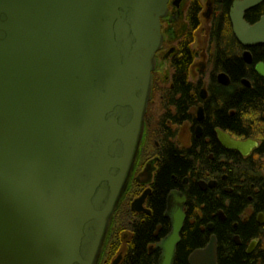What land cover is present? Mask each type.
I'll list each match as a JSON object with an SVG mask.
<instances>
[{
	"label": "water",
	"instance_id": "obj_1",
	"mask_svg": "<svg viewBox=\"0 0 264 264\" xmlns=\"http://www.w3.org/2000/svg\"><path fill=\"white\" fill-rule=\"evenodd\" d=\"M263 1L231 11L244 48L264 45V17L244 20ZM168 3L0 0V264H97L142 136ZM166 217L159 264L174 263L185 221L170 198ZM188 264H217L215 237Z\"/></svg>",
	"mask_w": 264,
	"mask_h": 264
},
{
	"label": "flooded vegetation",
	"instance_id": "obj_2",
	"mask_svg": "<svg viewBox=\"0 0 264 264\" xmlns=\"http://www.w3.org/2000/svg\"><path fill=\"white\" fill-rule=\"evenodd\" d=\"M237 1L242 0H169L167 14L160 22L162 43L155 54L142 136L126 189L113 213L116 215L119 210L122 211L119 228L112 216L97 264H131L134 231L153 214L151 199L156 177L164 161L165 145L173 146L180 158L193 161L195 165L179 186L168 190L165 195L161 217L163 223L155 225L152 242L145 245L148 264H159V245L171 232V219L166 217L168 199L172 200L175 209L183 208L184 229L194 203H199L192 193L194 185L199 192H208L217 200H221L223 195H244L245 206L235 218L236 222H232L231 229L237 231L239 226L244 228L254 224L257 231L252 236L248 235L247 240L241 234L233 235L231 240L248 257H256L261 246L264 250V98L259 104H251L247 108L239 107L236 102L246 91L255 93L264 85V76L260 73V66H263L264 74V57L260 56L264 45L247 49L235 38L230 14ZM259 6H263L264 12V1ZM249 12L244 17L249 25L256 24L264 17L263 13L248 18ZM177 19L179 22L183 20L184 24H179L178 34L171 46L166 48L165 27L170 22L177 23ZM198 35L204 37L200 42L197 41ZM186 52L188 58L184 63L182 85L177 76L180 61ZM245 52L250 53L249 62L243 56ZM161 60H166V64ZM228 64L240 65L238 68L242 75L238 77L234 73L236 67L226 68ZM182 95L185 106L183 111H179L177 103ZM223 117L231 122L239 121L240 128L238 125L236 129L230 128ZM220 135L241 143L244 146L242 151L224 147ZM149 138L154 153L144 160ZM148 169L151 171L150 177L143 175ZM243 171L247 176L260 174L263 183L251 179L247 183L243 179L239 181L238 176ZM245 188H248L247 191H244ZM130 189H136L138 193L127 201ZM142 198L140 209L134 206L139 211L133 210L134 203ZM181 198H184V203ZM228 205L226 202L224 207ZM194 213L202 217V210ZM211 219L225 223L227 216L223 209H219ZM205 230L209 234L206 246L212 237L216 239L218 264L219 241L213 233L214 224L209 223Z\"/></svg>",
	"mask_w": 264,
	"mask_h": 264
},
{
	"label": "trees",
	"instance_id": "obj_3",
	"mask_svg": "<svg viewBox=\"0 0 264 264\" xmlns=\"http://www.w3.org/2000/svg\"><path fill=\"white\" fill-rule=\"evenodd\" d=\"M263 6H259L251 10L247 17L261 16L263 14ZM193 19L195 17L193 15ZM261 57H264V47L260 50ZM184 59L180 61V68L178 73V80L184 84V63L188 58L187 52L183 55ZM232 69L236 67L234 73L239 77L242 75L241 70L238 68L240 65L226 66ZM260 91L243 93L239 100L236 101L239 104V107H249L251 104H259L264 98V85L259 88ZM258 94V96H257ZM185 97L182 95L180 100L177 103V108L180 111L184 110L185 106ZM181 113V112H180ZM225 115V114H223ZM224 123H227L230 128L236 129L239 121L231 122L227 118L223 117ZM164 161L159 169L158 175L156 177V182L154 186V193L151 199L153 214L150 219L145 221L143 224L139 225L134 231V241H133V256L131 257V264H143L149 263V260L145 256V245L152 242L151 235L154 231L156 224H161L162 222V213L164 210V199L167 191L178 187L182 179L186 174L191 171L194 167L193 161H188L183 158H180L177 150L173 146L165 145L164 146ZM243 170V167L241 168ZM239 181L243 179L247 183L248 179L253 181H261L263 183V178L260 174L256 176H247L245 171H243L240 176H238ZM248 188H245L244 191H247ZM192 193L197 197L196 200L198 204L194 203V208L190 210L188 220L184 226V229L181 234V241L178 245L176 251V257L174 264H187L188 256L196 249L203 248L208 243L209 234L205 230L206 226L209 223L214 224L213 233L216 234L219 244H218V264H264V250L263 247H259L257 256H245L242 248L236 247L232 242V236L244 235L245 240L249 237L248 235L255 234L257 229L254 224H249L248 226L242 228L238 227L237 231L231 229L232 222H236L235 218L240 214L242 208L245 206V197L240 195L224 196L221 200H217L212 194L201 193L197 190L196 185L192 187ZM245 194V193H244ZM228 202V207L225 208V203ZM193 204V203H192ZM223 209L227 216L225 223H218L212 221V216L215 215L217 210ZM202 210V217H199V214ZM193 219V220H191ZM260 252V253H259ZM259 259V262L257 261Z\"/></svg>",
	"mask_w": 264,
	"mask_h": 264
},
{
	"label": "rangeland",
	"instance_id": "obj_4",
	"mask_svg": "<svg viewBox=\"0 0 264 264\" xmlns=\"http://www.w3.org/2000/svg\"><path fill=\"white\" fill-rule=\"evenodd\" d=\"M186 2H187V0H186ZM180 21L182 22V25H183L184 24L183 20H180ZM181 22H179V20L177 19V23L176 22H170L169 24L166 25V27H165V37H166V39L168 41V46L166 48L171 46L172 41L175 39L176 35L178 34L179 29H180L178 26H179V24H181ZM205 27H207V26H205ZM203 38H204L203 36L201 37V35L200 36L198 35L197 41L200 42V40L203 39ZM197 47H199L198 42H197ZM161 62L163 64L164 63L166 64V60L165 61L161 60ZM165 67H166V65H165ZM150 139L151 138H149V140H148L147 149H146V151H145V153L143 155V159L144 160H147L154 153V151H153V149L151 147L152 140L150 141ZM137 193H138V191H136V189H132V190L130 189L129 192L127 193L126 200L129 201V199L134 197ZM125 204H126L125 205V207H126L127 206V202H125ZM121 216H122V211L120 212V210H119V212L116 215H113L115 220H117V222H118V227L117 228H119L120 219H121L120 217Z\"/></svg>",
	"mask_w": 264,
	"mask_h": 264
}]
</instances>
